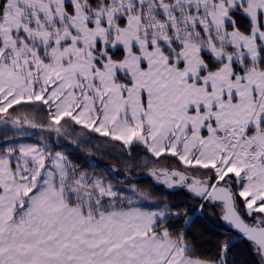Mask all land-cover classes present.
Instances as JSON below:
<instances>
[{
  "label": "snow or ice",
  "instance_id": "6c2138e0",
  "mask_svg": "<svg viewBox=\"0 0 264 264\" xmlns=\"http://www.w3.org/2000/svg\"><path fill=\"white\" fill-rule=\"evenodd\" d=\"M53 133L173 164L114 183ZM206 204L264 264V0H0V264H230Z\"/></svg>",
  "mask_w": 264,
  "mask_h": 264
},
{
  "label": "trees",
  "instance_id": "16d2710c",
  "mask_svg": "<svg viewBox=\"0 0 264 264\" xmlns=\"http://www.w3.org/2000/svg\"><path fill=\"white\" fill-rule=\"evenodd\" d=\"M39 135L38 130L33 131L29 142H34ZM51 140L57 144L60 150L65 151L72 161L89 169V171L105 175L114 183L117 180L120 183L131 180L144 189L154 186V180L149 174L150 167H165L173 164L171 159L161 158L159 162L149 159L147 166H145L144 153L139 150L128 156L126 152L120 153L118 149L109 150L101 147L99 150H93L90 155H86L88 148L73 145L70 139L58 138L53 133ZM113 169L115 170L113 171ZM169 198L182 205L198 206L199 204V201L191 200L190 195L182 190H175ZM189 215L193 217L194 221L188 229L189 234L197 237L203 251L214 255L219 243L229 242L230 264H257V258L250 250L246 238L232 231L223 222L217 205L206 204L202 211L190 212Z\"/></svg>",
  "mask_w": 264,
  "mask_h": 264
},
{
  "label": "water",
  "instance_id": "95a60500",
  "mask_svg": "<svg viewBox=\"0 0 264 264\" xmlns=\"http://www.w3.org/2000/svg\"><path fill=\"white\" fill-rule=\"evenodd\" d=\"M232 231H234L235 233H237L238 235L242 236L240 233H238L235 229L231 228L227 222L223 221Z\"/></svg>",
  "mask_w": 264,
  "mask_h": 264
}]
</instances>
